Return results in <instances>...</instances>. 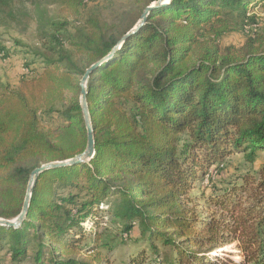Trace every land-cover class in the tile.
I'll use <instances>...</instances> for the list:
<instances>
[{"label":"trees","instance_id":"trees-1","mask_svg":"<svg viewBox=\"0 0 264 264\" xmlns=\"http://www.w3.org/2000/svg\"><path fill=\"white\" fill-rule=\"evenodd\" d=\"M12 1L0 15L12 17ZM131 1L117 23L52 22L45 50L25 52L41 68L23 64L16 87L0 81V218L13 219L34 168L84 150L80 79L118 46L86 82L93 157L39 174L21 225L0 226V264H95L79 252L94 250L104 211L122 238L147 243L130 264H264V172L212 185L228 155L264 152V25L251 9L264 0H171L118 45L156 0ZM234 31L243 43L220 46ZM197 182L213 187L207 211ZM232 241L239 260L218 251Z\"/></svg>","mask_w":264,"mask_h":264},{"label":"rangeland","instance_id":"rangeland-1","mask_svg":"<svg viewBox=\"0 0 264 264\" xmlns=\"http://www.w3.org/2000/svg\"><path fill=\"white\" fill-rule=\"evenodd\" d=\"M134 4L131 0H88L74 8L70 6L69 0H13L8 7L11 8L12 17L0 15V81L16 87L18 78L23 72V64L31 63L32 68L40 69L42 64L38 56L29 52L31 49L45 50L48 45V38L45 34L51 32L52 22H65L69 31L81 27L85 18L89 15L98 16L103 22L108 24L117 23L120 15L131 10ZM251 9L258 16V30L264 25V6L262 3L253 4ZM5 23V25H2ZM247 29L246 32H248ZM245 39L243 32L234 31L224 34L219 39L220 46L233 45L239 47ZM66 48H70L66 45ZM3 50V51H2ZM223 166L217 170L212 185L224 187L227 182L241 184L245 179L249 184H256L263 179L264 172V152L260 153L253 163L245 160L242 152L228 155L222 161ZM197 187L191 191L192 195L202 197L211 188L202 186L199 182ZM199 184V185H198ZM216 194V193H214ZM112 196L106 202L108 208L111 205ZM202 209L207 211V201L205 197L199 199ZM102 216L101 234L99 241L94 246V250L89 253L84 248L79 253V258H90L92 255L98 257L95 264H130L129 260L140 249L148 250L144 241L134 242L121 237L118 222L114 220L108 212H99ZM100 216V220H101ZM92 222L85 223L86 231L90 230ZM90 244V243H89ZM237 242H227L218 251L222 254L233 253V259L239 260L240 255L237 250ZM162 248L160 251L162 252ZM92 252V253H91ZM17 264H30L22 261Z\"/></svg>","mask_w":264,"mask_h":264},{"label":"water","instance_id":"water-1","mask_svg":"<svg viewBox=\"0 0 264 264\" xmlns=\"http://www.w3.org/2000/svg\"><path fill=\"white\" fill-rule=\"evenodd\" d=\"M170 1L171 0H156V1L152 2L151 4H149L148 6H146L143 9V11H142L138 21L136 22V24L121 37V39L118 42V45L121 44L126 39V37L128 35H130L134 31H136L137 29H139L146 22L147 17L152 10L166 6L167 4L170 3ZM117 47L118 46L114 47L110 53H108L106 56L99 59L97 62L93 63L91 66H89L85 70V73L83 74V76L80 79L79 84H80L81 90H80L79 102H80L82 116H83V120H84V124H85L86 135H87L86 146H85L84 150L81 153H79V154H77L71 158H68L65 160L50 161V162L41 164L40 166L34 168L31 171L29 178H28L27 187H26V191H25V197L23 200V204H22V208H21L20 213L16 217H14L13 219L0 218V226L17 228L21 225V223L23 222V220L25 219V217L27 215L29 203H30V198H31V193H32L33 187L35 185V182H36L39 174H41L42 172H44L48 169H52V168L84 163V162L89 161L93 157V155L95 153L94 136H93V130H92L90 116H89V110H88V106H87V102H86V82H87V79H88L91 71L95 67H97L99 64H101L102 62L107 60L113 54L115 48H117Z\"/></svg>","mask_w":264,"mask_h":264},{"label":"built area","instance_id":"built-area-1","mask_svg":"<svg viewBox=\"0 0 264 264\" xmlns=\"http://www.w3.org/2000/svg\"><path fill=\"white\" fill-rule=\"evenodd\" d=\"M247 31V30H246ZM248 33V32H247Z\"/></svg>","mask_w":264,"mask_h":264}]
</instances>
